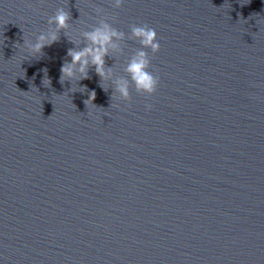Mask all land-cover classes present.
I'll use <instances>...</instances> for the list:
<instances>
[{"label":"water","instance_id":"obj_1","mask_svg":"<svg viewBox=\"0 0 264 264\" xmlns=\"http://www.w3.org/2000/svg\"><path fill=\"white\" fill-rule=\"evenodd\" d=\"M58 8L67 36L27 56ZM101 18L155 29L153 96L59 83ZM0 264H264V0H0Z\"/></svg>","mask_w":264,"mask_h":264},{"label":"clouds","instance_id":"obj_2","mask_svg":"<svg viewBox=\"0 0 264 264\" xmlns=\"http://www.w3.org/2000/svg\"><path fill=\"white\" fill-rule=\"evenodd\" d=\"M112 7L119 9L122 6V0H111ZM103 9H96L99 16ZM71 17L63 8H58L54 15L47 19L49 26L47 31L41 32L35 42L22 37L23 44L16 43L18 48L30 57H41L44 55L43 49L51 47L60 39V34H67L70 29ZM67 36V35H66ZM79 40L71 42L74 47L67 50V57L60 68L59 83L63 85L65 82L77 83L82 80L89 79V69L94 68L95 75L99 78L100 87L107 92L111 89L110 101L128 102L130 100V87H132L137 95L145 97L153 96L159 85V76L154 75L150 71L151 57L160 51L157 33L155 29L147 26L130 25L129 33L117 30L113 25L107 22L106 18L98 20L96 26L91 27L89 31L79 33ZM125 40L134 41L139 44V49L128 58L123 68L124 76L113 78V71L110 67L105 66V57H111L113 54L122 53V44ZM81 45H83L81 47ZM151 53V57L149 55ZM44 78L42 84L49 87L51 84L47 76V69H42ZM45 81L47 84L45 85ZM110 85V87H109ZM80 92H85V87H80ZM95 100V92L88 94V99L84 101L86 108L89 103L93 104ZM112 107L117 104L113 103ZM151 105H145V110L150 111Z\"/></svg>","mask_w":264,"mask_h":264}]
</instances>
